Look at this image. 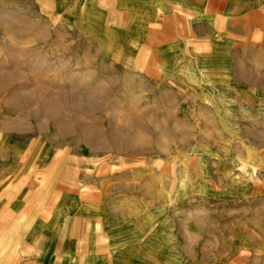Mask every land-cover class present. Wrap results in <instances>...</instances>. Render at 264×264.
Returning a JSON list of instances; mask_svg holds the SVG:
<instances>
[{
	"label": "rangeland",
	"instance_id": "374dc122",
	"mask_svg": "<svg viewBox=\"0 0 264 264\" xmlns=\"http://www.w3.org/2000/svg\"><path fill=\"white\" fill-rule=\"evenodd\" d=\"M6 146L11 175L91 187L138 238L264 264V5L0 0Z\"/></svg>",
	"mask_w": 264,
	"mask_h": 264
},
{
	"label": "crops",
	"instance_id": "0c3cea01",
	"mask_svg": "<svg viewBox=\"0 0 264 264\" xmlns=\"http://www.w3.org/2000/svg\"><path fill=\"white\" fill-rule=\"evenodd\" d=\"M258 1L239 0V4L247 8L264 5V0ZM4 149L0 264H222L220 256L211 262L177 254L172 238H138V218L114 201L111 209L104 206L91 197V187L80 190L61 179L41 186L11 175L12 150ZM171 231L166 228L167 235Z\"/></svg>",
	"mask_w": 264,
	"mask_h": 264
},
{
	"label": "bare ground",
	"instance_id": "6f19581e",
	"mask_svg": "<svg viewBox=\"0 0 264 264\" xmlns=\"http://www.w3.org/2000/svg\"><path fill=\"white\" fill-rule=\"evenodd\" d=\"M79 109V108H78ZM63 110V109H62ZM57 111V110H56Z\"/></svg>",
	"mask_w": 264,
	"mask_h": 264
}]
</instances>
